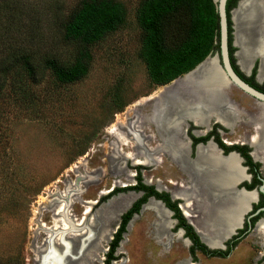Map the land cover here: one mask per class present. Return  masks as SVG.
Masks as SVG:
<instances>
[{
	"label": "rangeland",
	"instance_id": "obj_1",
	"mask_svg": "<svg viewBox=\"0 0 264 264\" xmlns=\"http://www.w3.org/2000/svg\"><path fill=\"white\" fill-rule=\"evenodd\" d=\"M89 1L92 0H0V66L6 62L12 65L0 92V264H40L41 256L49 253L53 242L61 244L62 237L71 243L75 254L81 238L76 233L84 231V223H95L119 203L129 202L127 195L138 192L117 190L134 186L136 176L156 188L160 183L163 188L158 190L171 196L184 199L186 195L194 204L189 210L190 219L209 233L206 214L199 206L207 197L200 190L204 181L195 172L188 175L174 171L165 136L157 126V112L167 96L165 87L171 83L158 85L149 73L145 32L139 22L140 10L148 0H106L125 8L123 25L87 47L65 41V25ZM179 20L170 25L172 43L183 39ZM83 48L91 60L87 74L77 81L60 83L44 65L46 59L71 65ZM22 55L32 57L35 76L20 62ZM259 64L258 61L257 69ZM228 92L237 109L246 113L244 122L253 121L252 115L261 104H253L235 86ZM191 95L189 90L180 89L178 96ZM244 122L233 131L216 121L210 126L216 123L220 139L229 144L246 141L247 129H251ZM190 123L182 136L178 133L173 138L174 142L190 144ZM114 134H121L127 141L117 140ZM190 150L195 157L196 150ZM148 153L163 158V162L150 167L133 166L134 162L127 158H143ZM257 162L264 177V164ZM171 181L178 184L174 186ZM113 189L115 192L110 194ZM141 196H132L131 205H125L119 218L106 228L111 238L107 235L98 239L96 244L101 248H88L68 264H107L122 215ZM254 204L243 216L242 226ZM191 213L196 216L193 218ZM263 217L259 214L256 224ZM169 218L170 236L161 238L157 235L155 213L147 210L141 214L131 231L126 230L128 235L122 237L110 264H191L190 242L174 229L177 222L172 212ZM256 224L231 258H206L198 253L197 264H264V237L256 231Z\"/></svg>",
	"mask_w": 264,
	"mask_h": 264
},
{
	"label": "bare ground",
	"instance_id": "obj_2",
	"mask_svg": "<svg viewBox=\"0 0 264 264\" xmlns=\"http://www.w3.org/2000/svg\"><path fill=\"white\" fill-rule=\"evenodd\" d=\"M240 4V7L232 14L235 25L234 41L240 49L237 55L239 63H241L240 65L244 71H248L253 60L257 59V57L261 58L259 77L264 80V0H245ZM229 88L227 81L218 68L217 60L209 58L193 74L172 83L171 86L165 87V95L167 96L157 112V126L165 136L167 153L170 154L169 158L172 160L174 171L181 170L188 175H192L195 172L204 181L201 194L207 197L203 203L202 210L206 214L204 219L209 233L201 227L196 228L204 242L212 247L221 246V241L229 239L236 229L241 228L243 216L250 211L253 203L259 201L258 193L255 190L245 191L243 189L240 191L237 189L239 182L248 178L243 169L245 166L242 168L240 165V160L242 161V159L236 152L231 155H225L229 157L224 158L219 152L220 149L217 145L210 141L207 145H200L196 150L195 159H192L190 158L192 155L190 144L182 140H179V143L174 142L173 138L178 136V133L180 135L184 134L183 130L187 122L209 128L210 123L216 121L223 124L226 128L232 129V131L236 126H239L238 117H240V113L236 106H233L230 103L231 101H229ZM180 89L189 90L192 94L191 97L178 96ZM174 106L179 108L174 109ZM245 126L247 128L252 127L251 130L256 132L252 139L253 156L264 164V105L260 106L258 113L254 115L253 123ZM196 134L199 133L196 132ZM114 135L119 141L120 139L124 142L127 141L121 134ZM148 155L149 153L143 158H135L128 155L127 158L131 159L136 165L152 166L153 163L157 165L163 162V158H154L152 155ZM248 176L250 175L248 174ZM158 188L162 189L163 186L159 183ZM132 196H136V194L130 193L127 195L129 197V202H126L127 205L131 204ZM186 197L184 195L185 204L182 205V208L187 218L190 219L191 200ZM149 201L144 206L142 213L144 214L147 210L154 212L155 223H157V235L161 238L170 236L168 230L172 223L169 218L171 212L164 207L162 202L153 198ZM62 209L59 211H62ZM88 211L89 209H87ZM122 211L123 209L119 211L117 209L116 211L115 208L112 211L103 213L102 218L97 219L95 223L92 221L84 223V231L76 233L77 236H81L75 251L76 255L71 243L62 237L60 240L61 244L53 242L49 253H44L41 256L40 264H68L71 258L82 256L88 248L96 246L97 249L101 248L98 244L99 241L105 239L107 235L108 238H111V231L108 233L106 228L112 226V223L119 218V214ZM85 218L87 219L88 217ZM138 218L139 216L135 217V220ZM135 220L132 221L129 230ZM256 231H260L264 237V217L258 222ZM96 242L98 243L96 244ZM177 264L187 263L181 261Z\"/></svg>",
	"mask_w": 264,
	"mask_h": 264
},
{
	"label": "trees",
	"instance_id": "obj_3",
	"mask_svg": "<svg viewBox=\"0 0 264 264\" xmlns=\"http://www.w3.org/2000/svg\"><path fill=\"white\" fill-rule=\"evenodd\" d=\"M237 1L229 0L227 4L230 55L235 70L242 79L246 80L247 78L239 70L237 59L234 56L237 48L233 47L234 27L231 19V10L236 7ZM177 18H180L178 24L183 32V39L177 43H172L169 37V29L172 21L177 20ZM125 19L126 10L121 4L106 0H92L84 3L71 17L64 27L63 38L67 42H77L81 46L87 47L100 41L106 35L117 31L123 25ZM139 22L145 32L144 54L149 73L152 80L158 85L165 86L170 84L177 78L194 70L208 56L220 51L219 14L214 0H148L140 10ZM19 60L30 75H36V68L32 64L30 55H22ZM90 60V54L87 49L83 48L80 50L76 61L71 65H66L56 59H46L44 65L47 69L54 72L60 83L68 84L81 79L87 74ZM11 67L12 65L9 62L0 66V92L6 85V75ZM256 74L257 68L254 70L252 81H255ZM211 135L212 133L206 140ZM216 141L221 148L228 147L222 142L219 135ZM235 148L237 149V146ZM232 149L228 148L226 154ZM247 159L255 170L251 172L253 174V183L248 187V190H254L262 183L259 173L261 166L260 163L254 162L250 156ZM127 190H144L148 193L144 198L137 201L132 209L123 216L122 225L110 244L107 264L115 260L113 254L122 241L128 222L135 213L140 211L142 205L147 202L149 197L154 196L162 200L168 208L175 212V217L178 220L184 221L178 202L173 201L169 194L157 191L154 186L145 185L140 177H138L137 185L118 189L117 191L123 192ZM261 204H263L262 195ZM258 219V217L252 219V226L256 224ZM245 227H247V223ZM187 230L195 245H199L206 250V246L200 242L193 227L187 225ZM192 249L195 248L192 247ZM215 252L224 251L218 250Z\"/></svg>",
	"mask_w": 264,
	"mask_h": 264
},
{
	"label": "flooded vegetation",
	"instance_id": "obj_4",
	"mask_svg": "<svg viewBox=\"0 0 264 264\" xmlns=\"http://www.w3.org/2000/svg\"><path fill=\"white\" fill-rule=\"evenodd\" d=\"M242 1H245V0H238L237 1V5H236V7L234 8V9H236L237 7L239 8L240 6L239 5H241L240 3L242 2ZM247 1V0H246ZM229 2V1H228ZM233 3V2H232ZM234 9H232L231 11H233ZM231 19H232V14H231ZM232 22H233V20H232ZM235 25H234V23H233V27H234ZM234 29V28H233ZM234 31H235V29H234ZM235 42V41H234ZM234 42H233V47L234 48H236L237 46L236 45H234ZM238 51V50H237ZM237 51L234 53V56L236 57V59H237V66L239 67V70L246 76V78L248 79H244L248 84H250L252 87H254V88H256L257 90H259V91H261V92H263L264 93V80H261L260 79V77H258V74L260 73V69H261V58H259V57H257V59H254L255 60V62L257 61V63H258V61H259V66H258V69H257V74H256V76H255V81H252V77H253V73H254V70H255V68L257 67L256 65H257V63L255 64V65H253L252 64V66L250 67V71L248 72H246V71H244L243 69H241L242 68V66L239 64V59H238V56L236 55V53H237ZM231 56V55H230ZM253 60V61H254ZM231 62H232V60H231ZM232 65H233V63H232ZM234 67V66H233ZM235 69V68H234ZM236 71V70H235ZM237 72V71H236ZM246 94V93H245ZM248 95V94H247ZM251 99H252V103L253 104H255V105H258V104H261V105H259L258 107H257V111H255V113L252 115V116H254V115H256L257 113H258V110H259V108H260V106H262V105H264L263 103H261V102H259L258 100H256L255 98H253V97H251L250 95H248ZM229 99H230V97H229ZM229 101H231V100H229ZM254 101V102H253ZM231 104H233V102L231 101L230 102ZM258 103V104H257ZM233 106H235L234 104H233ZM236 109H237V107H236ZM238 110V112L240 113V117H238V125L240 126V124L241 123H243L244 122V120L245 119H243L242 117H243V115H246V113L245 112H243V111H240L239 109H237ZM245 123V125L246 124H252L253 123V121H247V122H244ZM221 124V123H220ZM223 125V124H222ZM224 126V125H223ZM203 128H205V127H203V126H196L194 123H190L189 125H188V130H187V137L189 138V134H188V132H189V130H190V148L192 149V152H193V150L195 149V150H197V146L198 145H207L210 141H212L213 143H215L216 145H217V147L219 148V149H221V151L219 150V152L221 153V155H222V157H224V158H227V157H229V156H225L224 154H226V152L228 151V148H233L232 149V151H236L237 153H239V156H240V158H242V161L240 160V158H239V160H240V165H241V167L243 168V166H242V164L247 168V171H246V169L245 168H243L244 169V171H245V175H246V177L248 178L247 180L245 179V180H243V181H241V182H239V184L237 185V187H239V189L238 190H240V191H242L243 189H240V188H246L247 190H248V187L253 183V174L251 173V172H253V171H255L254 170V167L252 166V165H250V163L248 162V156H250L251 158H254V156L252 155L254 152V150H253V144H252V139H253V136H254V134L256 133L254 130H248L247 129V132L249 131V133H246L248 136V138L246 139V141L245 142H231V143H224L223 141V143L226 145V146H228L227 148H221L220 146H219V144L217 143V141H216V138L218 137V132H217V130H218V127H217V124L216 123H213V124H211V126L209 127L210 129L209 130H205V129H203ZM252 127H250V129H251ZM217 129V130H216ZM196 132H198L199 134H196ZM210 133H212V135H211V137L208 139V140H206V138L210 135ZM235 146H237V149L235 148ZM252 149V150H251ZM231 152V151H230ZM224 153V154H223ZM228 154V153H227ZM226 154V155H227ZM190 158H192V159H195L194 158V156L193 155H191L190 156ZM254 160V159H253ZM255 160H256V158H255ZM258 161V160H257ZM257 161H254V162H257ZM259 163V162H258ZM133 166H139V165H136V164H134ZM141 166H146V165H141ZM147 167H150V166H147ZM247 172H248V174L251 176V180L249 181V179H250V176H248V174H247ZM260 173V172H259ZM132 175H134V174H132ZM135 176V175H134ZM260 176H261V174H260ZM138 177L139 176H136V180H137V183L135 184V185H137L138 184ZM262 177V176H261ZM145 185H147V186H152V185H150V184H146L145 182H143ZM171 184H173L174 186L175 185H177L178 183H176V182H173V181H171ZM134 185V186H135ZM261 185H262V183H261ZM261 185H259L258 187H256L255 189H258ZM125 188H128V187H125ZM155 189L158 191V189L159 188H156L155 187ZM159 190H161V189H159ZM201 190V189H200ZM127 191H134V192H138V193H135L136 195H138V194H140V195H142L141 196V198L140 199H142V198H144V196L148 193L147 191H144V190H140V191H136V190H127ZM127 191H123V192H127ZM246 191V190H245ZM115 192V189H113L112 191H111V193L110 194H112V193H114ZM159 192H161V191H159ZM252 192V191H251ZM254 192V191H253ZM119 193H122L121 191L119 192ZM133 193V192H132ZM161 193H163V192H161ZM165 193H167V194H169L168 192H165ZM130 194V193H129ZM170 195V194H169ZM257 195H259L258 197H259V202L257 203V202H255L256 204H254L253 205V207H252V209H251V211H253L250 215H248L247 216V218L245 219V222H244V226L241 228V229H239L238 230V232H237V234H235V235H233V236H235V237H233L231 240H229V242H227V249L224 251V252H215V251H213L212 249H210L208 246H206L205 245V243L201 240V238H200V235H199V233L196 231V229H195V222L193 221V220H189L188 218H187V216L185 215V213H184V211H183V208H182V205L183 204H185L184 203V200L182 199V198H178V197H176V196H174V195H170V197H171V199L173 200V201H177L178 202V207H179V209H180V211H181V214H182V217L184 218V221H181V220H178L176 217H175V212L173 211V210H171L170 208H168L167 207V205L162 201V200H160V201H162V204L164 205V207L166 208V209H168V210H170L172 213H173V219L177 222L176 223V225L174 226V229L175 230H177V231H179V232H181V234H182V237H184V239L185 240H188V242H190V246H189V256H190V261H191V264H197L198 262H197V260H198V253H201L203 256H205L206 258H216V259H221V260H227V259H229V258H231L232 257V254H233V252L235 251H233L232 252V254H231V249H232V246L233 247H238V244L244 239V238H246L247 236H245V237H242L246 232H248L249 231V217L251 216V215H253V214H255L256 212H257V210H259L260 208H262L263 206H264V196H263V194L262 193H260V194H257ZM261 195H262V197H263V204H261ZM124 197V196H123ZM152 197H154V196H151V197H149V199L147 200V202L146 203H144L143 205H142V207H141V209H140V211L138 212V213H135L133 216H132V218L130 219V221L128 222V224H127V227H126V230L128 229V232H130L131 231V229L129 230V226L131 225V223H132V221L133 220H135V217H137V216H140L141 214H143L141 211L143 210L142 208H144V206H146L147 204H148V202H150L149 200H150V198H152ZM155 199H157L156 197H154ZM177 198V199H176ZM205 198V200H206V197H204ZM140 199H138L137 201H139ZM136 201V202H137ZM157 201H159V199H157ZM183 201V202H182ZM136 202H134L133 204H132V206L125 212V214H127L131 209H132V207L134 206V204L136 203ZM205 201H203V203H204ZM191 203V206H193L194 204H193V202H190ZM203 203H201L199 206L200 207H202L203 206ZM125 205H127L125 202H122V203H119L118 205H117V208H116V210L118 209V211L120 210V209H124L123 207L125 206ZM131 205V204H130ZM130 205H128V206H130ZM190 210H192V208H190ZM123 212V211H122ZM121 212V213H122ZM120 213V214H121ZM263 214H264V212H262ZM262 213H260V214H262ZM119 214V215H120ZM125 214H123L122 215V218H121V223H120V225H119V228L121 227V225H122V222H123V216L125 215ZM192 214V216H193V218L196 216V214L195 213H191ZM262 214V215H263ZM259 215V214H258ZM258 215L257 216H255V217H253L252 219H254V218H256V217H258ZM118 219V218H117ZM116 219V220H117ZM252 219H251V221H252ZM136 221V220H135ZM115 222V221H114ZM113 222V223H114ZM260 222V221H259ZM112 223V224H113ZM247 223V227H245V224ZM134 224V223H133ZM133 224H132V226H133ZM195 226H193V225ZM258 224V223H257ZM187 225H190V226H192L193 227V229H194V231L197 233V235H198V237H199V239H200V242L203 244V245H205L206 246V250H204V249H202L199 245H195V243H194V241L192 240V238H191V236L190 235H188V230H187ZM257 226V225H256ZM254 227H255V225H254ZM119 228H118V230H119ZM118 230L115 232V234L118 232ZM252 231V230H251ZM250 231V232H251ZM249 232V233H250ZM126 233V231L123 233V236H124V234ZM114 234V235H115ZM128 234H125V236H127ZM122 236V237H123ZM240 237H242L240 240H237L238 238H240ZM113 239H114V236H113ZM112 239V240H113ZM122 242V241H121ZM120 242V243H121ZM235 244H237V245H235ZM192 247H194L195 249H192ZM263 259H264V256H263ZM183 262V261H182ZM186 262V261H185Z\"/></svg>",
	"mask_w": 264,
	"mask_h": 264
},
{
	"label": "water",
	"instance_id": "obj_5",
	"mask_svg": "<svg viewBox=\"0 0 264 264\" xmlns=\"http://www.w3.org/2000/svg\"><path fill=\"white\" fill-rule=\"evenodd\" d=\"M229 0H214V2L217 5V10H218V14H219V26H220V51L216 54L215 57H211L208 56L201 64H199L194 70H192L191 72L185 74L182 77L177 78L176 80H174L172 83L180 80L181 78H184L188 75L193 74L194 72H196L203 64H205V62L209 59V58H215L217 60L218 63V68L221 71L222 75L224 76V79L227 81L229 87L231 88L232 86L237 87L238 89L242 90L244 93L250 95L251 97L255 98L256 100H258L259 102L264 104V93L257 90L256 88L252 87L250 84H248L244 79H242V77L235 71L232 62H231V56H230V46H229V16H228V10H227V4H228ZM243 2V1H242ZM238 8V7H237ZM236 8V9H237ZM234 9L233 11H231V14H233V12L236 10ZM233 20V17H232ZM235 34V33H234ZM234 45L235 42H234ZM238 52L236 53V55H238ZM242 69V68H241ZM259 77V74H258ZM200 145L197 146V148ZM221 150V149H220ZM236 151H231L228 153V155H231L233 153H235ZM237 153V152H236ZM224 154V153H223ZM239 155V153H237ZM226 155V154H224ZM253 155V154H252ZM242 159V158H241ZM254 161L255 158H253ZM246 168V167H245ZM247 169V168H246ZM260 180L262 182V185L258 188V189H254L258 194L262 193L264 196V177L260 176ZM237 189H239V187H237ZM244 190H247L246 188H241ZM159 191V190H158ZM153 199H155L154 197H152ZM150 198V200L152 199ZM157 200V199H155ZM160 201V200H159ZM162 202V201H160ZM264 212V206L262 208H260L259 210H257V212L253 215H251L249 217V231L246 232L242 237H245L249 234V232L251 230L254 229V226H252L251 223V219L255 216H257L258 214ZM259 222V221H258ZM193 225V224H192ZM257 225V224H256ZM194 226V225H193ZM195 227V226H194ZM243 227V226H242ZM241 227V228H242ZM238 228V229H241ZM196 229V227H195ZM197 231V229H196ZM236 234V233H235ZM234 234V235H235ZM200 235V234H199ZM233 236L230 237L229 240L232 239ZM242 237L238 238L237 240H240ZM201 240L204 242V240L202 239V237L200 236ZM229 240H225L224 242L221 241L222 245L218 246V247H212L210 245H208L206 242L205 245L208 246L210 249H212L213 251H225L227 249V242H229ZM237 247H233L231 249V254L232 252L236 249Z\"/></svg>",
	"mask_w": 264,
	"mask_h": 264
},
{
	"label": "crops",
	"instance_id": "obj_6",
	"mask_svg": "<svg viewBox=\"0 0 264 264\" xmlns=\"http://www.w3.org/2000/svg\"><path fill=\"white\" fill-rule=\"evenodd\" d=\"M240 64V63H239ZM250 70H248V72H249ZM247 72V71H246Z\"/></svg>",
	"mask_w": 264,
	"mask_h": 264
}]
</instances>
